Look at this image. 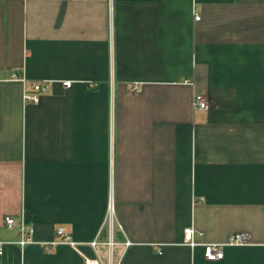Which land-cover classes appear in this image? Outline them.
I'll return each instance as SVG.
<instances>
[{"label": "crops", "instance_id": "1", "mask_svg": "<svg viewBox=\"0 0 264 264\" xmlns=\"http://www.w3.org/2000/svg\"><path fill=\"white\" fill-rule=\"evenodd\" d=\"M0 240V264H264V0H0Z\"/></svg>", "mask_w": 264, "mask_h": 264}, {"label": "built area", "instance_id": "2", "mask_svg": "<svg viewBox=\"0 0 264 264\" xmlns=\"http://www.w3.org/2000/svg\"><path fill=\"white\" fill-rule=\"evenodd\" d=\"M195 19H200V15L198 13H195ZM12 77L14 79H20L23 80L22 76L18 71H15L12 74ZM186 82L188 80H185ZM72 81L66 80L64 81V85L69 87L71 85ZM47 81H33L32 83V89L25 90L23 93V97L25 101H30V102H39L41 98V94L44 93L47 90ZM134 89H138V85L134 84L133 85ZM193 107L194 109L197 110H204L207 109L208 107V100L205 95L202 94H196L193 99ZM113 190L111 189L109 197H108V204H107V217H106V224L110 228V239L107 242L108 244H113L114 240L111 238L113 236V231L115 230V227L118 226L122 228V226L117 222L116 215H115V203H114V197H113ZM5 223L8 226H12L15 223V218L12 216H6L5 217ZM34 228L33 227H27L24 222L21 223V234L22 237L19 240V242L22 245H25L27 243H32L34 242L32 238ZM193 228L192 227H187L184 230V241L187 242L188 244L195 246L198 243H196L193 240ZM57 235L58 239L55 241H52L51 244H57V243H65L68 244L74 248H77L79 246V242L74 240L65 230L63 226L58 227L57 229ZM7 243V241L0 240V254L3 253V247ZM93 247H96L98 244L102 243L99 241L97 238L93 239L89 242H87ZM124 245L128 246L131 244L129 240H126L123 242ZM248 244V237L245 232H235L233 233L228 241L223 242V243H204L203 244V250H204V256L208 260H219L224 258L225 256V248L227 246H232V245H245ZM161 248H159V253H161ZM101 263V258L99 255L95 257H89L85 256L84 257V264H100Z\"/></svg>", "mask_w": 264, "mask_h": 264}]
</instances>
